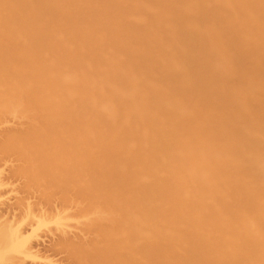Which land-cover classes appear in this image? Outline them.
<instances>
[{
  "label": "bare ground",
  "instance_id": "bare-ground-1",
  "mask_svg": "<svg viewBox=\"0 0 264 264\" xmlns=\"http://www.w3.org/2000/svg\"><path fill=\"white\" fill-rule=\"evenodd\" d=\"M0 125V264H264V0H0Z\"/></svg>",
  "mask_w": 264,
  "mask_h": 264
},
{
  "label": "rangeland",
  "instance_id": "rangeland-1",
  "mask_svg": "<svg viewBox=\"0 0 264 264\" xmlns=\"http://www.w3.org/2000/svg\"><path fill=\"white\" fill-rule=\"evenodd\" d=\"M9 121H12V118ZM1 128H3V126L0 127V132L2 131ZM16 164L17 161L10 155H8V157H0V170H2V172H0V182L4 184L1 191L2 203L0 204V219H10L9 221H12L15 224L22 221V225L20 226L21 231L23 232V235H28L34 226L32 225V220L26 217V209L23 205L26 201L31 203L32 210L34 209L33 211L37 214H40L41 212L47 214L54 213L55 208H59L61 203H59L60 201L56 199V197H53L51 203L43 200L44 204L47 203L44 205L42 200L38 198L39 195L35 189L28 190L24 186V179L15 172ZM20 200H24V202H21ZM37 207H39L40 210ZM74 223L75 222H73V224ZM56 231L54 225H50L49 228H40L38 230V237H34L31 241V252L35 253L33 255L36 257H25L21 264H75V262L68 258L66 249L59 244L61 239Z\"/></svg>",
  "mask_w": 264,
  "mask_h": 264
}]
</instances>
